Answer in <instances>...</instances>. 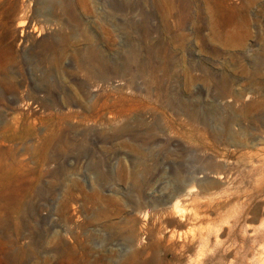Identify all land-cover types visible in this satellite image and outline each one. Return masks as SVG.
I'll return each instance as SVG.
<instances>
[{"label": "rangeland", "instance_id": "1", "mask_svg": "<svg viewBox=\"0 0 264 264\" xmlns=\"http://www.w3.org/2000/svg\"><path fill=\"white\" fill-rule=\"evenodd\" d=\"M0 264H264V0H0Z\"/></svg>", "mask_w": 264, "mask_h": 264}, {"label": "bare ground", "instance_id": "2", "mask_svg": "<svg viewBox=\"0 0 264 264\" xmlns=\"http://www.w3.org/2000/svg\"><path fill=\"white\" fill-rule=\"evenodd\" d=\"M218 5H219V7H221L222 6V3L220 1H218ZM192 192H193L192 188H188L185 191V195L190 196L192 194Z\"/></svg>", "mask_w": 264, "mask_h": 264}]
</instances>
